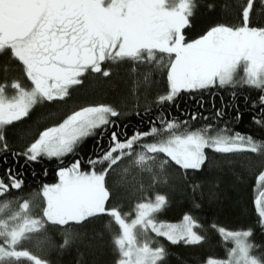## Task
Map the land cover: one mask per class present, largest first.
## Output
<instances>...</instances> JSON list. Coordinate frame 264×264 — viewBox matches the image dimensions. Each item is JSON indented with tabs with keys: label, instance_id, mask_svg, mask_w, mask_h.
I'll return each instance as SVG.
<instances>
[{
	"label": "snow or ice",
	"instance_id": "snow-or-ice-1",
	"mask_svg": "<svg viewBox=\"0 0 264 264\" xmlns=\"http://www.w3.org/2000/svg\"><path fill=\"white\" fill-rule=\"evenodd\" d=\"M195 6V0H0V56L6 58L5 72L10 63L20 73V78L11 80V95L0 83V153H5V161L11 152L28 161L55 157L62 165L61 158L74 154L84 138H97V151L86 161L80 157L58 165L57 181L33 194L41 197L39 205L12 195L23 188L19 172L7 168L0 175V264H50L24 242L35 239L37 246L51 245L47 226H53L62 229L59 247L63 248L77 235L73 224L79 226L101 214L109 217V228L113 223L118 226L113 233L119 254L115 264H163L166 250L161 244L152 246L151 234L172 243L199 242L204 237L195 231L198 221L188 213L178 223L158 220L156 214L167 203L159 193L139 199L131 212L122 211L121 205L110 203L106 177L111 171L127 160L147 173L154 185L170 165L201 169L208 159L206 149L250 150L264 166V142L250 135L229 134L227 128L211 123L194 128L162 112L149 117L147 127L128 134L117 131L113 119L123 113L106 103L71 110L58 123L40 130L21 152L10 149L6 128L12 122L27 117L38 104L68 97L85 74L107 78L112 66L122 64L130 65L133 73L138 65H146L152 72L166 74L167 88L155 97L158 106L172 102L182 90L210 91L238 84L258 88L262 94L252 105H259L260 113L252 119L264 126V26H251L253 0L242 6L238 23H215L189 37L187 26ZM150 74H145V82ZM21 78L30 83L23 84ZM223 115L222 109H216L213 120ZM196 116L192 113L191 119ZM105 137L107 143L101 147ZM257 182L264 183V170ZM255 203L264 228V191ZM36 207L38 212L33 211ZM217 230L233 246L227 259L209 258L206 264H264L252 254L251 228Z\"/></svg>",
	"mask_w": 264,
	"mask_h": 264
},
{
	"label": "trees",
	"instance_id": "trees-1",
	"mask_svg": "<svg viewBox=\"0 0 264 264\" xmlns=\"http://www.w3.org/2000/svg\"><path fill=\"white\" fill-rule=\"evenodd\" d=\"M245 3L246 0H195L196 6L186 35L195 37L215 23H238L237 17ZM250 21L251 26H264V4L261 0H253ZM5 63L6 58L0 56V83L6 84V91L11 95V80L20 78V73L10 63L5 72ZM112 68L107 78L85 74L82 83L70 89L68 97L55 103L38 104L27 117L7 126L6 135L11 151L21 152L40 130L58 123L71 110L96 103L112 105L123 113L118 119H113L118 125L116 130L127 131L128 134L136 127H147L149 117L162 112L166 118L188 121L194 128L211 123L220 129L227 128L229 134L250 135L264 142V126L252 119L260 113L259 105L255 108L252 105V101L262 94L258 88L238 84L235 87H213L210 91L182 90L172 102L158 106L154 101L167 88L166 74L152 72L150 66L146 65H138L135 73L128 64ZM150 72L145 82V74ZM21 82L25 85L30 83L25 78H21ZM216 109H222L224 115L213 120ZM237 110L239 117L236 116ZM192 113H197L195 120L191 119ZM106 143L107 137L100 146ZM95 151L97 138L89 136L77 146L74 154L61 158L62 165L57 158L41 157L37 161H28L23 156L14 157L11 152L7 153L5 161V153H0V175L7 168L19 172L24 181L23 188L14 190L12 195L26 199L44 184L56 182L58 165L66 166L74 158L80 157L86 161ZM205 151L208 159L201 169H182L170 165L154 185L149 175L138 168H132L122 182L114 169L106 177L111 193L110 203L121 205L122 211L131 212L139 199L154 197L159 193L166 196L167 203L156 214L158 220L178 223L188 213L198 221L199 226L195 231L204 237L199 242L172 243L167 238L151 234L154 237L152 246L161 244L166 250L163 264H206L209 258L227 259V250L233 245L222 238L217 230L219 227L228 230L251 228L252 234L248 239L254 245L252 254L264 259V228L259 224L255 203L260 185L257 176L264 170L262 158L250 150L235 153H216L211 149ZM108 221L109 217L101 214L79 226L73 224L72 231L77 235L63 248L59 247L63 243L62 229L47 226L51 245L37 246L33 239L29 241L31 251L46 258L50 264H115L119 254L113 243V233L118 226L113 223L109 228Z\"/></svg>",
	"mask_w": 264,
	"mask_h": 264
},
{
	"label": "rangeland",
	"instance_id": "rangeland-1",
	"mask_svg": "<svg viewBox=\"0 0 264 264\" xmlns=\"http://www.w3.org/2000/svg\"><path fill=\"white\" fill-rule=\"evenodd\" d=\"M53 158H55V157H53ZM125 168H127V171H124ZM132 168H136V167L130 166L128 164V161L125 160L123 163L119 164L117 166V168H115L114 172H115L116 176L118 177L119 181L121 180L120 182H122L123 179L125 180L128 177V175L130 174V170H132ZM113 174H111V175H113ZM57 179H58V177H57ZM131 179L132 178H129V180H131ZM262 191H264V183H260L259 188H258V191H257V196H259ZM38 192H39V190L36 191L35 193H38ZM35 193H33V194H35ZM33 194L30 195V196H28L26 199H30L31 198V202L34 205L41 204V202H42L41 197L38 196V195H33ZM33 211L34 212H38L39 211V208L36 207V208L33 209ZM164 238H166V237H164ZM31 245L32 244L29 241H25L23 246L24 247H27L29 250H31V248H32Z\"/></svg>",
	"mask_w": 264,
	"mask_h": 264
}]
</instances>
